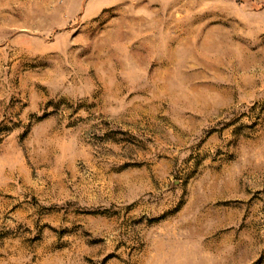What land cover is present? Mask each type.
I'll use <instances>...</instances> for the list:
<instances>
[{
  "label": "rangeland",
  "instance_id": "1",
  "mask_svg": "<svg viewBox=\"0 0 264 264\" xmlns=\"http://www.w3.org/2000/svg\"><path fill=\"white\" fill-rule=\"evenodd\" d=\"M0 264H264V0H0Z\"/></svg>",
  "mask_w": 264,
  "mask_h": 264
}]
</instances>
